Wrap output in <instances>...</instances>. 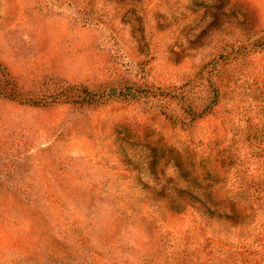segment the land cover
<instances>
[{
	"label": "rangeland",
	"instance_id": "rangeland-1",
	"mask_svg": "<svg viewBox=\"0 0 264 264\" xmlns=\"http://www.w3.org/2000/svg\"><path fill=\"white\" fill-rule=\"evenodd\" d=\"M232 1L238 18L216 7L208 14L193 0H0V82L9 73L23 98L49 96L66 83L97 92L134 85L141 92L103 108L38 109L0 100V148L7 143L0 153V181L21 183L22 196L74 195L58 189L70 181L108 182L103 190L114 191L122 170L113 169L115 158L106 151L114 131L126 127L137 139L160 135L176 148L187 146L191 134L193 145L203 146L200 153L224 147L223 138L241 139L242 152L249 150L252 133L264 121L259 99L264 54L254 50L264 37V0ZM201 70L214 77L226 73L227 95L200 128L174 129L161 114L163 104L145 93L152 85L181 86ZM19 154L32 159L15 170L12 161ZM177 208L164 218L180 235L192 221ZM233 243L239 258L234 248L239 241ZM27 249L0 223V256ZM131 259L137 263L138 255Z\"/></svg>",
	"mask_w": 264,
	"mask_h": 264
},
{
	"label": "trees",
	"instance_id": "trees-1",
	"mask_svg": "<svg viewBox=\"0 0 264 264\" xmlns=\"http://www.w3.org/2000/svg\"><path fill=\"white\" fill-rule=\"evenodd\" d=\"M193 1L208 14L216 7L238 18L232 0ZM254 50L264 54V37L254 42ZM225 76L201 70L181 86H149L145 96L163 104L161 114L174 129L192 132L216 115L227 95ZM104 89L66 83L49 96L23 98L18 83L6 73L0 100L38 109L103 108L141 93L134 85ZM259 99L264 117V86ZM261 126L244 153L241 139L231 143L223 138L224 147L208 148L206 154L197 152L203 146L193 145L197 141L191 134L187 146L176 148L160 135L137 139L131 127L114 131L106 151L115 158L113 169L122 170L121 186L111 185L114 191L103 190L108 182L97 186L70 181L59 183L58 189L74 195L22 196L17 193L24 188L21 183L0 181V223L28 248L0 256V264H134V253L135 264H264V121ZM214 142L218 145L219 140ZM14 159L18 170L32 157L19 154ZM178 206L180 213H190L192 226L175 235L164 215ZM236 240L239 258L232 251Z\"/></svg>",
	"mask_w": 264,
	"mask_h": 264
}]
</instances>
